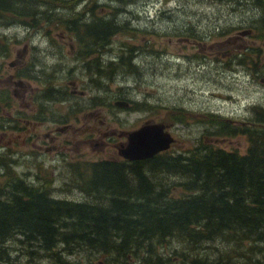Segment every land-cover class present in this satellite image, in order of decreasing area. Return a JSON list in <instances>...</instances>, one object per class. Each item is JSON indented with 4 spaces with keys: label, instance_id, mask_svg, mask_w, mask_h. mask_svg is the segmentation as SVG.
<instances>
[{
    "label": "trees",
    "instance_id": "obj_1",
    "mask_svg": "<svg viewBox=\"0 0 264 264\" xmlns=\"http://www.w3.org/2000/svg\"><path fill=\"white\" fill-rule=\"evenodd\" d=\"M110 1L116 7L101 6L97 0H0V58L12 52L5 29L23 26L49 38L53 30L62 29L81 49L78 60L84 64L94 92L91 105L104 106L102 89L119 77L142 78L146 70L142 55L154 51L148 41L139 39L144 31L132 27L128 19H120L136 0ZM262 1L253 0L256 9L264 10ZM100 7L102 12L97 11ZM253 30L259 32L257 27ZM135 33L134 42L121 43L117 58L106 60L116 36ZM179 37L203 40L196 30ZM261 54L258 47L243 48L225 65L230 69L253 67L258 74L264 68ZM56 73H43L46 82L52 84ZM24 77L40 80L31 72ZM60 89L65 91L66 85ZM6 93L0 89V109L12 102L3 97ZM6 96L10 98V94ZM63 98L65 95L58 100ZM121 99L123 94H114L111 100ZM251 112L252 117L241 125L209 115L213 142H203L185 153L164 152L136 161L130 174L122 164L84 163L83 192L88 203L56 199L50 191L14 187L8 201H0V264L21 263L12 258L7 246L19 236L31 248L30 260L44 255L57 264H69L64 256L75 255L81 246L114 258L116 264L133 260L143 264H264V108L255 105ZM179 116L178 122H186L185 115ZM237 136L248 140L244 154L215 145ZM42 178L50 182L49 175ZM22 182L18 177L9 180L10 184ZM177 187L179 196L174 195ZM70 189L75 188L67 185L66 190ZM174 240L185 246L178 262L173 258L176 254L167 259L159 254V246ZM206 243H217L213 256L204 248Z\"/></svg>",
    "mask_w": 264,
    "mask_h": 264
},
{
    "label": "rangeland",
    "instance_id": "obj_2",
    "mask_svg": "<svg viewBox=\"0 0 264 264\" xmlns=\"http://www.w3.org/2000/svg\"><path fill=\"white\" fill-rule=\"evenodd\" d=\"M97 1V4L101 6L109 4L111 7H116L110 0ZM240 1H242L240 4L207 0H136L132 2L129 7L127 6L126 14H123L120 19H128L132 27L144 31L145 34L138 35L139 39L148 41L154 47V51L150 50L142 55L141 60L146 69L142 78L119 77L115 82H110L105 89H102L100 95V98L105 100V105L97 108L91 105L94 92L86 77L87 73H84V64L70 53L69 44L75 42L70 34L62 29L51 32V38L56 39V42L61 38V34L66 36L63 52L58 46H50L51 38L43 32L32 33L23 26L5 29L4 34L9 38L12 52L9 57L0 58V89L4 88L5 92L10 91L12 106H9V112L12 113L19 108L20 101L13 96L16 91L21 92V86L15 84L19 80L17 62L22 60L17 57V53L23 50L24 43L27 42L35 49L33 53L39 73L35 71L34 76L40 77L42 82L39 79L27 77L23 79L26 87H29L28 92L26 91V102H32V92L38 96L42 88L51 86L54 89L55 103L71 101L83 103L84 120L89 119V114H95V119H98L96 124L91 121L87 122L89 125L99 127V120H104L112 125L111 128L132 130L149 120L172 124L170 132L176 141L167 153H185L197 148L203 142L211 143L215 137L211 136L214 130L211 127L209 115H216L241 125L252 117L253 106L264 108V84L260 82L264 77V68L259 69L260 73L257 74L253 67L234 66L230 69L225 65L236 53L249 47L260 48L261 60L264 62L262 30H260L261 34L259 32L255 34L253 30L257 27L258 20L262 19L260 18L261 9H256L253 0ZM83 6L84 4L81 5ZM103 7L98 8L97 11H101ZM249 29L253 30L251 35L239 34ZM195 30L203 40L196 41L195 37L185 40L179 37L182 33L190 34ZM133 37H136V33L116 36L113 44L109 46L111 53L107 55L106 60L117 58L122 50L121 43L134 42ZM46 48H49L52 53L45 55L42 50ZM56 71L52 84L46 82V75ZM72 81L76 82L79 91H84V99H74L68 95L66 100L64 98L58 100L61 98L59 89ZM114 94H123L124 99L121 101L129 102L130 110L115 106V100H111ZM6 95L3 96L5 99H7ZM57 108L58 113H64L68 107L57 106ZM180 113L185 115L186 122L176 120L180 117ZM12 125L11 122L8 123L7 137L3 144H0V152L5 150L4 145L9 139H15L7 145L13 148L14 153L10 157L15 160L16 152H19L18 144H22L18 141V132L12 128ZM1 135L2 131H0ZM101 137L100 135L97 139ZM224 140L215 145L227 150L236 149L242 154L247 151L248 140L244 136ZM23 150L26 151L27 147ZM88 153L89 162H97L102 155L106 154L99 150L92 151L90 148ZM6 164V168L0 166V187L9 183L11 177L17 178L23 175L22 167L19 169L17 163H12L11 159H8ZM7 168L8 174L5 176ZM34 177L29 176L28 181H36ZM67 177L68 175L65 174L56 177L60 179L57 185ZM172 182L175 180L173 179ZM178 189L180 187L174 189L175 196L180 194ZM49 195L56 199L90 202L85 192L77 189L54 190L50 191ZM20 240L22 236L7 244L13 254L12 258L14 260L19 258L17 262L21 263L18 264L28 262L57 264L44 255L40 258L35 256L30 260L31 248ZM216 245L217 243L211 245L206 243L203 246L209 248L208 253L213 256L216 253L214 251ZM223 247L220 248L223 249ZM182 249H185V246L174 240L172 243L159 246V254L166 259L176 254L173 258L175 262H178L180 258L177 257ZM33 250L36 251L35 248ZM187 251L190 250H185ZM200 256L203 255L200 254ZM64 260L69 264H116L114 258H105L101 253L84 246H81L75 255L64 256ZM131 264L143 263L133 260Z\"/></svg>",
    "mask_w": 264,
    "mask_h": 264
},
{
    "label": "flooded vegetation",
    "instance_id": "obj_3",
    "mask_svg": "<svg viewBox=\"0 0 264 264\" xmlns=\"http://www.w3.org/2000/svg\"><path fill=\"white\" fill-rule=\"evenodd\" d=\"M262 2L264 3V1ZM260 18L262 19L259 20L257 29H259L260 34V30H262V35L264 37L263 9H261ZM27 30L34 33L31 29ZM60 37L61 38L57 42L49 39L50 46H58L59 50L64 52L63 46H65L66 43L64 39L66 36L61 34ZM69 47L71 55L78 59L81 52L78 44L74 42V44H69ZM34 51L35 49H33L29 43L25 42L23 50L17 53V57L22 59L17 62L18 73L21 76H19V80L15 84L21 86L22 94H20L21 92L19 90L16 91L13 96L20 101L19 108L12 113L9 112V106L12 105L11 102H8L4 103L0 109V131H2L0 144L2 145L5 137H7L8 123L10 122L13 124L12 128L18 132L17 139H19L18 141L22 144H18L19 152H16V158L14 160L10 157L11 154L14 153L13 148L7 145L11 144L15 139H9L4 145L5 150L0 152V166L6 168V162L10 158L12 163H17L19 169L22 167L23 175L18 176V179L25 181L18 184L5 183L2 185L0 187V201L4 203L7 202L9 194L15 190L14 187L16 186L19 190L27 188L30 191H54L65 190L67 185H69L77 190L84 191L86 188L84 185V163H89V148L92 149V151L99 150L100 152L106 153L99 158V161H109L117 165L122 164L125 172H129L130 174L131 165L136 161L127 160L120 155V150L123 148V145L127 144V135L129 132L141 128L149 121H156H145L139 128L132 130L111 128L112 125H109L104 120H99V127L89 125L87 122L91 121L96 124L98 119H95V114H89V119L84 120L83 103L73 101L61 104L55 103L56 99L53 96L51 87L42 88L38 96L35 95V92H32V102H26V93L29 87H26L23 82V79H25L24 74L31 72L34 75L35 71L39 73V70L36 69L37 63L35 62ZM42 52L45 53V55L52 53L49 48L42 50ZM9 92L6 94H10ZM59 94L65 95L64 100L67 99L68 95H71L74 99H84V91H79L76 82L73 81L68 82L65 91H60ZM7 99L12 101L11 94L10 98L7 97ZM57 106H65L68 108L64 113H58ZM124 108L130 110L131 106L129 104L128 107ZM166 125L169 126L167 131L173 136L170 132L172 128L171 125ZM102 128L105 129L103 130ZM100 135L102 136L101 139H97ZM23 146L27 147L26 151L23 150ZM8 170L7 168L5 176H7ZM80 173L82 174L81 177H79ZM63 174L68 175V177L66 179L63 178L62 183L57 185V181L60 179H56V177L60 175L63 176ZM31 175L35 176L34 178L36 181H28V177ZM44 175L50 176V182H44L42 178ZM24 195L25 194H20V196Z\"/></svg>",
    "mask_w": 264,
    "mask_h": 264
},
{
    "label": "water",
    "instance_id": "obj_4",
    "mask_svg": "<svg viewBox=\"0 0 264 264\" xmlns=\"http://www.w3.org/2000/svg\"><path fill=\"white\" fill-rule=\"evenodd\" d=\"M251 32L245 30L240 35H249ZM14 65V62L11 64ZM264 84V78H261ZM118 107H128L125 101H116ZM168 125L161 122H147L141 128L131 131L127 135V144L123 145L120 155L132 161L145 160L152 158L160 153L168 151L175 142L174 137L167 131Z\"/></svg>",
    "mask_w": 264,
    "mask_h": 264
}]
</instances>
